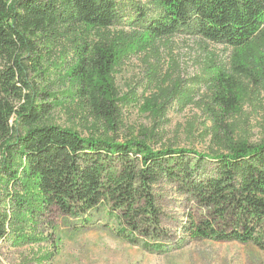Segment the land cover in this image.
Listing matches in <instances>:
<instances>
[{
	"label": "trees",
	"instance_id": "1",
	"mask_svg": "<svg viewBox=\"0 0 264 264\" xmlns=\"http://www.w3.org/2000/svg\"><path fill=\"white\" fill-rule=\"evenodd\" d=\"M175 34L231 49L227 63L202 60L188 82L157 81L143 101L156 128L173 105L198 107L204 152L153 149L147 135L154 127L118 141L46 121L42 95L49 93L29 82L23 62L40 47H69L62 76L74 106L92 126L117 133L116 70ZM0 62V241L32 243L28 231L56 208L79 227L97 220L150 253L210 240L251 243L264 254V0H0ZM246 106L262 111L255 141ZM159 185L194 207L174 234L162 225L175 220L163 211Z\"/></svg>",
	"mask_w": 264,
	"mask_h": 264
},
{
	"label": "rangeland",
	"instance_id": "2",
	"mask_svg": "<svg viewBox=\"0 0 264 264\" xmlns=\"http://www.w3.org/2000/svg\"><path fill=\"white\" fill-rule=\"evenodd\" d=\"M123 28L128 30L129 26ZM159 45L158 51L132 55L115 72L123 120L117 133L104 126H92L93 119L84 118L83 112L74 106L62 76L70 58L69 47L52 50L40 47L42 51L35 60L29 55L23 62L28 67L29 82L49 93L42 97L48 103L50 110L46 121L51 124L71 128L83 136L95 134L118 141L142 138L140 128L154 127L151 132H163L158 136H152L151 132L147 135V142L153 149L172 145L204 152L208 138L203 141L199 135L204 118L198 107L190 105L179 111L173 105L167 111L163 126L159 128L157 124L156 128L149 113L144 111L143 101L154 92L157 81L169 83L180 79L188 82L200 73L202 60L210 57L216 62L227 63L231 49L183 34L164 38ZM2 65L0 62V68ZM15 105L17 107L18 102ZM245 112L248 116L245 127L250 131L251 140H258L262 135V111L246 106ZM188 124H194L192 135L186 132ZM156 191L161 195L163 211L175 220H164L162 225L174 234L184 214L194 207L169 186L159 185ZM79 225L75 219L50 208L39 215L37 224L28 231L29 240H34L32 243L13 246L7 238L0 241V264H264V254L251 243L199 240L181 249L155 254L116 238L101 228L97 220L87 228Z\"/></svg>",
	"mask_w": 264,
	"mask_h": 264
}]
</instances>
